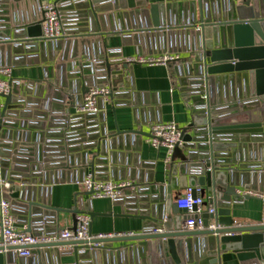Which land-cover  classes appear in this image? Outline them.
I'll return each instance as SVG.
<instances>
[{
    "label": "crops",
    "instance_id": "obj_1",
    "mask_svg": "<svg viewBox=\"0 0 264 264\" xmlns=\"http://www.w3.org/2000/svg\"><path fill=\"white\" fill-rule=\"evenodd\" d=\"M82 1L69 2L70 5H76L77 2ZM191 1L148 0L146 7L129 11V15H125L128 14L125 11L113 9L109 14L113 16L114 30L110 26L108 17L100 20L96 25L95 21H90L88 9H84L85 15H82L86 18L84 21L70 22L69 26L73 31H68L65 26L68 38L64 40V51L56 55H51L48 47L45 50L39 48L36 51L26 49L16 51L13 46L5 45L4 59H10V65L13 67L14 89L32 102L31 117L5 116V121L11 122L10 125L2 126L9 135L3 140L11 143L10 164L15 172H20L18 168L31 166L33 162L31 163L29 159L27 148H23L27 144L33 146L34 159L37 157L38 145L48 146L49 158L51 163H54L43 170L47 173L45 182L28 184L31 190L25 195V201L21 200L22 203L15 206L17 209L29 211L28 215L15 213L20 226L27 225L29 230L36 234H43L67 225L73 226L72 215L59 210H72L76 201L80 199L84 200L79 202L81 209H85L87 203H90L93 212L112 214L94 218L92 222L94 234H137L143 229L144 221L137 217L142 212L152 211L158 203L167 204L172 211L173 204L185 189L174 188L171 202H165L170 196L167 190L169 177L173 164L188 156L189 148H176L168 160L167 149L153 147L148 141V135H134L128 140L123 136H117L112 143L110 136L105 138L100 136L98 132L101 130L98 125H87V122L81 119L76 120L73 129L65 125L68 121L66 117L76 115L77 107L90 88L88 85L104 78L106 74L105 66L102 64L104 59L95 58V52H98L105 55L112 63V72L122 70L128 65V69L124 70L126 81L123 79L114 81L113 88L118 89L106 104L104 125L109 133L115 132V117H117L122 130H143L149 134V125L154 123L150 122V119L157 116L155 107L160 108L163 122L175 121L183 128L188 126L192 121V113L185 106L175 68L132 65L128 64L126 59L145 54L146 51L152 54L156 52L155 50L169 49L171 46H176V43L182 42L180 31H190L189 24L182 22L188 19L192 10ZM152 4L160 5L164 23V26L155 31L146 27L152 22L150 12ZM195 5L199 21L198 0H195ZM77 8L73 10L75 12L71 11L72 14L81 9ZM103 14L106 13H100L101 16ZM12 15L38 18L41 17V11L37 4L24 3L19 10L9 12L10 20ZM75 15L76 20H79V14ZM139 24H143L144 27H139ZM92 25L99 29L91 31ZM188 33L196 35L192 31ZM192 37L191 40L195 41L196 38ZM188 40L190 41V38ZM73 49L78 51L77 54H73ZM180 52L183 56L194 59V52ZM62 53L65 54L63 58H61ZM148 109L153 111L149 112ZM24 133L29 134L28 142L24 141ZM96 133L100 137L99 146L88 148L86 144L93 140ZM18 134L22 136L17 138ZM103 138L105 140L102 145ZM87 148L94 152L93 155L89 154L87 157L85 154ZM237 168L238 171L234 173L232 180L234 184L239 185L238 189L248 186L264 194V168L257 159L241 163ZM89 174L110 180H129L133 182L135 189H127L122 200L119 201L91 199L87 194L82 197L79 195L80 186L77 180ZM8 180L12 181V178L9 177ZM16 183H19L18 180ZM206 203L210 204L209 195ZM27 206L33 207V214H30V208ZM178 216L183 218L185 212L179 211ZM232 216L237 224H258L264 220V200L252 196L239 204H233ZM127 244L129 242H116L107 249L96 247V258L89 255L84 260L87 264H148L147 253L132 246L122 248ZM71 250L72 248L68 246L46 249L49 255L48 264L74 263L75 257ZM36 257L35 264H41L39 257ZM15 259L19 262L17 256ZM246 263L247 261H241L235 252L221 254L220 264Z\"/></svg>",
    "mask_w": 264,
    "mask_h": 264
},
{
    "label": "water",
    "instance_id": "obj_2",
    "mask_svg": "<svg viewBox=\"0 0 264 264\" xmlns=\"http://www.w3.org/2000/svg\"><path fill=\"white\" fill-rule=\"evenodd\" d=\"M43 1L45 0H0V65H10V59H4L5 45L13 46L16 51L22 49L36 51L39 48L45 50L48 47L51 55L64 51V40L41 39L42 21L37 17L12 15V20H10L8 16L10 11L19 10L24 3L34 5ZM69 1L56 0L64 13V23L68 31H73L70 29V22L79 21L81 23L86 19L82 16L85 15L84 9H88L90 21H95L96 25L100 20L108 17L110 26L113 27V16L109 14L113 9L125 11L128 13L125 15H129V11L143 9L148 5V0H83L77 2L76 5H70ZM191 2L192 10L189 12L188 19L183 20L182 23L189 24V30L196 35H189L190 31H180L182 42L176 43V46H171L169 49L164 48L152 52V54L168 51L195 53L191 63L175 68L185 106L192 113V121L184 127V144L180 148H189L190 153L173 164L167 187L170 196L165 202H171L172 190L176 187L186 189L201 186L205 198L208 195L212 196L210 203L217 208L216 214H204L203 229L186 230L183 225L187 216L183 218L178 216L179 211L186 212V210L179 209L177 203H174L170 211L167 204L158 203L152 211H144L137 216L144 221L140 233L120 237L92 238L85 241L37 244L32 246L34 255L28 259L20 258L19 262H16V255L12 252L18 247L10 246L6 248L8 252L1 247L0 264H35L36 256L39 257L41 264H48L49 255L46 249L65 246L72 248L71 252L75 257V262L72 264H87L84 259L89 255L96 258V247L107 249L116 242H129L122 248L132 246L147 253L148 264H220L222 252H235L241 261H247L246 264H264V220L258 224L245 225L237 224L232 216L233 204H239L251 198V196L239 194V185L233 183L232 177L238 171L237 166L251 159H257L264 168V0H198L200 7V29L198 30L195 29L199 23L195 0ZM75 7L81 8L75 13L79 14V20H76V15L71 12ZM150 12L152 22L146 27L155 31L164 26L160 5L152 4ZM100 13L106 14L101 16ZM138 26L144 27L143 24ZM97 29L99 28L92 25L90 30L96 31ZM114 29L115 27L112 28ZM191 37L196 38L195 41L191 40ZM77 52L73 49V54ZM145 54H150V52L146 51ZM64 55L62 53L61 58ZM95 58L104 59L102 64L105 66L106 76L104 75V78L88 86L106 82H110L113 86L116 79L126 81L124 70L128 69V65H125L122 70L112 72V63L105 55L95 52ZM205 82L208 86L206 100L201 98ZM117 89L113 88V92ZM5 100V116L20 115L26 118L32 116L31 100H26L18 90L14 89L12 93L6 95ZM155 110L157 116L154 119L151 118L150 122L162 123L160 108L155 107ZM148 111L153 110L148 109ZM40 115L43 116L42 113ZM104 115L103 111L100 114H76L70 118L66 117L68 121L65 127L71 126L73 129L76 120L81 119L87 122V125H98L101 130L98 132L100 136L104 138L110 136L112 143L117 136H123L125 140H128L134 135H151L143 130H122L117 117H115V132L109 133L104 125ZM10 124L11 122L7 120L2 126ZM98 133L86 144L88 148L99 146ZM20 136L22 135L18 134L17 138ZM5 137L9 135L1 127L0 177H11L14 180L9 196L13 204L19 206V203H22L21 200L25 201V195L31 190L27 185L31 182L44 183L47 173L43 170L54 163H51L49 158L48 146L38 145L37 157L34 159L33 146L27 144L23 148H27L29 159L33 163L29 167L18 168L20 172H15L9 158L11 143L3 140L6 139ZM23 138L25 142H28L29 134L24 133ZM93 153L88 149L85 154L88 157ZM95 176L104 180L109 179L96 174ZM16 180L19 183H16ZM119 200H122V197L114 201ZM27 207L30 208V214H33V207ZM12 211L24 215L29 214L28 210L15 207ZM59 211L72 215V228L76 230L77 214L82 211L79 201H76L72 210L60 209ZM85 211L90 214L92 222L96 216L112 215L93 212L90 203H87ZM212 218H216L218 222L213 229L210 228ZM91 233L93 234L92 224ZM57 260H59L58 257Z\"/></svg>",
    "mask_w": 264,
    "mask_h": 264
},
{
    "label": "built area",
    "instance_id": "obj_3",
    "mask_svg": "<svg viewBox=\"0 0 264 264\" xmlns=\"http://www.w3.org/2000/svg\"><path fill=\"white\" fill-rule=\"evenodd\" d=\"M36 5V4H35ZM41 17L37 19L42 23V40L58 41L68 38V34L64 23V13L60 9L56 0H45L40 4ZM200 29V25L195 26ZM128 64H142L146 66H173L174 68L184 66L191 63L192 60L187 56H183L182 52H164L158 54H141L126 59ZM13 67L11 65H0V131L5 121V96L14 90ZM113 86L110 82L96 84L91 86L83 98L82 103L77 107V115L100 114L105 112L106 104L112 96ZM201 98H208V86L205 82L203 86V94ZM96 117V121H97ZM100 119V118H99ZM150 136L149 143L155 148H165L168 152V160H170L174 150L184 144L183 137L184 128L175 121L152 123L149 125ZM0 177V248L13 246L18 247L12 252L20 259H28L33 256V248L37 244L55 243L61 241H85L92 238H109L120 237L131 234H92L91 224L92 218L85 209L77 214V227L73 230L72 226L56 228L55 230L36 234L29 230L27 225L23 227L19 225L17 216L13 213L12 208L16 205L10 198L11 187L14 181ZM77 184L80 186V196L87 194L91 199H112L116 200L125 195L127 189H135V185L129 180H104L93 176L86 175L83 179H78ZM238 193L243 196H253L264 200V194L251 188H239ZM212 196L209 195V202ZM203 196V188L201 186L187 187L184 193L176 200L178 208L186 210L184 221V229L201 230L204 228V214H216L217 208L213 204L207 205ZM84 202L83 199H80ZM20 204V203H19ZM216 218L210 219V228L217 226ZM67 247V246H65ZM69 247V246H68ZM71 249V247H70ZM36 256V255H35Z\"/></svg>",
    "mask_w": 264,
    "mask_h": 264
}]
</instances>
